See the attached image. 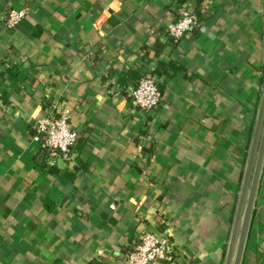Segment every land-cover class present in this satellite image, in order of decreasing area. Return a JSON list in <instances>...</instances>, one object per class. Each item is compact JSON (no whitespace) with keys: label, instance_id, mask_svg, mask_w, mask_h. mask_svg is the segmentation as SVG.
<instances>
[{"label":"crops","instance_id":"obj_1","mask_svg":"<svg viewBox=\"0 0 264 264\" xmlns=\"http://www.w3.org/2000/svg\"><path fill=\"white\" fill-rule=\"evenodd\" d=\"M181 8L199 25L171 43ZM144 73L150 112L129 98ZM263 79L264 0H0V264H125L144 232L172 264H222ZM48 108L80 134L55 173L32 128ZM256 200L241 264H264V161Z\"/></svg>","mask_w":264,"mask_h":264},{"label":"built area","instance_id":"obj_2","mask_svg":"<svg viewBox=\"0 0 264 264\" xmlns=\"http://www.w3.org/2000/svg\"><path fill=\"white\" fill-rule=\"evenodd\" d=\"M2 25L6 29L17 26L26 16V9L8 7L5 10ZM199 25V18L195 12L187 8L179 9L174 20L165 26V33L171 43H177L182 38L192 34ZM154 76L144 73L137 85L129 94L131 104L144 112L155 110L162 100L161 92ZM2 107V93L0 91V108ZM34 139L40 150L45 152L48 161L60 159L64 162L72 161V151L77 146L80 134L70 119V112L61 109H46L44 114L33 123ZM113 209V206H110ZM175 247L167 232H144L133 243L132 249L124 254L125 264H172Z\"/></svg>","mask_w":264,"mask_h":264},{"label":"water","instance_id":"obj_3","mask_svg":"<svg viewBox=\"0 0 264 264\" xmlns=\"http://www.w3.org/2000/svg\"><path fill=\"white\" fill-rule=\"evenodd\" d=\"M264 161V79L222 264H241Z\"/></svg>","mask_w":264,"mask_h":264},{"label":"trees","instance_id":"obj_4","mask_svg":"<svg viewBox=\"0 0 264 264\" xmlns=\"http://www.w3.org/2000/svg\"><path fill=\"white\" fill-rule=\"evenodd\" d=\"M160 70H158L155 75H161V76H164V77H170L173 73H176L179 68L175 67L172 63L168 62V63H164V64H160ZM141 78V75H138L136 76L135 78V86L137 85L139 79ZM158 83V82H157ZM134 86V87H135ZM159 91H160V88H159V85L157 86ZM161 92V91H160ZM47 159L46 156H44V158H42V167L43 168H46L49 172L51 173H55L56 172V167H55V163L53 162L52 164L49 163V161L47 162ZM130 251V250H129ZM127 251V252H129Z\"/></svg>","mask_w":264,"mask_h":264}]
</instances>
